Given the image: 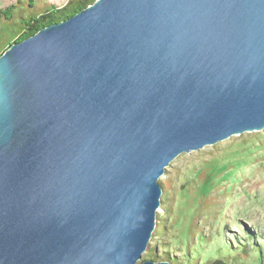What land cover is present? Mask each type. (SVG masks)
Segmentation results:
<instances>
[{
	"label": "water",
	"instance_id": "water-1",
	"mask_svg": "<svg viewBox=\"0 0 264 264\" xmlns=\"http://www.w3.org/2000/svg\"><path fill=\"white\" fill-rule=\"evenodd\" d=\"M262 129L264 0H95L0 54V264H137L171 162Z\"/></svg>",
	"mask_w": 264,
	"mask_h": 264
},
{
	"label": "rangeland",
	"instance_id": "rangeland-1",
	"mask_svg": "<svg viewBox=\"0 0 264 264\" xmlns=\"http://www.w3.org/2000/svg\"><path fill=\"white\" fill-rule=\"evenodd\" d=\"M67 1L0 0V12L12 7L9 18L0 15V54L22 31L23 20ZM158 182L156 227L137 264L151 248L181 264H264V129L183 153ZM250 237L261 251L254 244L255 252L243 251Z\"/></svg>",
	"mask_w": 264,
	"mask_h": 264
},
{
	"label": "trees",
	"instance_id": "trees-1",
	"mask_svg": "<svg viewBox=\"0 0 264 264\" xmlns=\"http://www.w3.org/2000/svg\"><path fill=\"white\" fill-rule=\"evenodd\" d=\"M95 0H68L65 5L61 7H57L55 5L51 6L47 10L43 11L41 15L38 18H31L29 20H23L22 21V31L18 33L16 38L10 43L19 42L33 34H35L40 29L49 26L51 24L59 23L61 21H64L74 14L78 13L82 9L86 8L88 5L92 4ZM12 7H7L5 10L0 12L1 16H4L5 18H9L11 15ZM8 45V47L10 46ZM165 199V195L162 197V201ZM160 228V227H158ZM251 240L250 237V243L245 242L243 245V251L245 253H252L254 251L253 244L256 245L259 249V245L255 243V241ZM261 251V249H260ZM255 252V251H254ZM247 254V255H248ZM260 260L262 262L263 259V253L260 252ZM146 260H152L155 262H169L170 264H181L174 260L173 258H170L168 253L164 252L162 257H158V255L155 253L154 249L151 248L148 250V252L145 255ZM204 264H227L224 260L217 259L213 261H207Z\"/></svg>",
	"mask_w": 264,
	"mask_h": 264
}]
</instances>
